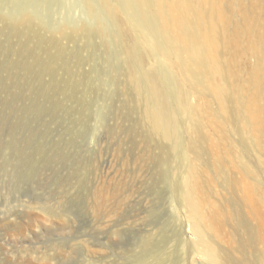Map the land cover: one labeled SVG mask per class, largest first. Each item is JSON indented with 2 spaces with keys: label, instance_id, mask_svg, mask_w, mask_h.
Segmentation results:
<instances>
[{
  "label": "rangeland",
  "instance_id": "1",
  "mask_svg": "<svg viewBox=\"0 0 264 264\" xmlns=\"http://www.w3.org/2000/svg\"><path fill=\"white\" fill-rule=\"evenodd\" d=\"M147 4L184 107L168 137L116 1L103 35L82 0H0V264H264V0Z\"/></svg>",
  "mask_w": 264,
  "mask_h": 264
},
{
  "label": "bare ground",
  "instance_id": "2",
  "mask_svg": "<svg viewBox=\"0 0 264 264\" xmlns=\"http://www.w3.org/2000/svg\"><path fill=\"white\" fill-rule=\"evenodd\" d=\"M82 1L85 13L94 23V25H96L98 34H108L110 31L105 28L102 29V27L100 28L98 23L100 21L99 11H108L109 0ZM93 1L96 2L97 5H101L102 8H100V10L95 9ZM113 1H116L119 4L122 13L126 16L128 25H130L134 30L144 34L150 54H152V56L158 60V70L153 73H147V76L145 75L148 83V94L154 102V110L150 114V123L154 134L158 133L160 136L168 137L169 135H172V133H170L172 132L171 129L170 132L167 133L170 120L169 116H171V112L173 110H176L178 114H183L184 112L181 93L176 79L172 73V64L170 58L173 51L171 46L167 43L163 34H161L160 28L157 26L153 15L146 9L148 0ZM115 13L117 14V12ZM124 63L128 71H134L140 67L138 61L136 60V48L129 49ZM132 76L135 77L134 74ZM158 79L163 80L165 87L170 92V96H168L169 94L167 95V93L165 94L162 91L158 85ZM258 218L260 220L261 227L264 230V210H259ZM177 251L180 253L181 248L179 247ZM207 255L211 263L216 264L214 255L211 252H208ZM135 264L141 263L136 262ZM176 264H181V259H177Z\"/></svg>",
  "mask_w": 264,
  "mask_h": 264
}]
</instances>
